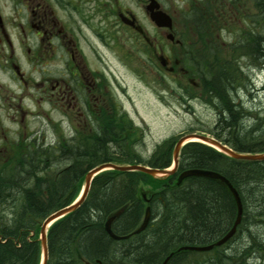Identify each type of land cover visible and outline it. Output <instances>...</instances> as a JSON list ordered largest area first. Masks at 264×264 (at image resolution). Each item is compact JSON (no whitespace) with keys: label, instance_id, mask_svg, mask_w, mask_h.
Segmentation results:
<instances>
[{"label":"trees","instance_id":"16d2710c","mask_svg":"<svg viewBox=\"0 0 264 264\" xmlns=\"http://www.w3.org/2000/svg\"><path fill=\"white\" fill-rule=\"evenodd\" d=\"M187 6L178 12L183 28L182 65L199 82L206 102L213 105L218 120L213 135L242 153L264 151V108L257 120L244 129L237 121L244 108L236 101L243 70L238 58L257 66L264 63V0H181ZM238 18L244 28H233L232 41L222 47L225 22ZM224 41V40H223ZM259 60V61H258ZM186 94L194 89L186 85ZM216 95L217 97H214ZM88 137H59L49 148L28 149L30 155H14L0 166V264H39V229L50 213L73 202L85 174L105 162L144 164L166 168L172 160L177 139L157 145L147 157L136 150L140 140L128 119L111 126L105 122ZM65 165L59 168L58 164ZM200 168L223 174L237 189L242 201V218L227 245L244 236L236 255L224 245L209 252L177 251L180 245L208 244L225 233L236 215L230 191L218 180L189 177L176 184L179 172ZM149 187L145 203L139 191ZM6 205V206H5ZM151 220L147 228L126 240H113L104 222L123 209L112 222L119 235L129 234L140 224L147 206ZM47 264H247L251 257L264 258V160L228 157L200 142L185 144L177 171L155 178L140 171L105 170L96 175L85 201L55 221L47 232ZM225 244V245H226Z\"/></svg>","mask_w":264,"mask_h":264},{"label":"flooded vegetation","instance_id":"af4514ba","mask_svg":"<svg viewBox=\"0 0 264 264\" xmlns=\"http://www.w3.org/2000/svg\"><path fill=\"white\" fill-rule=\"evenodd\" d=\"M156 1L170 14L163 0ZM149 2L0 0V113L12 110L0 116V166L14 155H30L28 149L55 146L59 139L46 140V127L29 131L33 111L21 95L10 92L11 84L32 88L31 101L49 113L47 128L60 127L66 138L86 141L105 122L115 126L130 119L117 67L145 86L154 73L160 86L167 73L175 74L183 80V93L191 83L199 89L193 97L201 98L198 80L180 67L184 41L175 18L170 14V30L156 26Z\"/></svg>","mask_w":264,"mask_h":264},{"label":"rangeland","instance_id":"374dc122","mask_svg":"<svg viewBox=\"0 0 264 264\" xmlns=\"http://www.w3.org/2000/svg\"><path fill=\"white\" fill-rule=\"evenodd\" d=\"M162 3L165 9L175 18L177 27L180 29L182 25L177 12L179 8L185 9L187 4L180 0H163ZM137 11L139 12V8H137ZM177 27L176 30H178ZM244 27V24L238 18L225 22L224 29L221 32V37L224 40H221V46L225 47L235 37V33L231 34L233 28L240 29ZM263 64L256 67L247 58L241 56L238 58V65L242 68L244 77L242 81H239L236 87L237 93L234 97L244 109L255 111L264 107V90H260L262 84H264ZM116 72L120 75L122 87L124 86V91L121 90V94H123L121 98L136 129L133 138H139L140 140L136 150L142 157L149 156L157 145L165 139L177 136L180 133L192 131L209 133L215 129L219 111L201 98H190L188 94L183 93L180 89L183 80L180 78L177 81L178 76H175V74L167 73L163 77L164 84L160 86L155 82L156 74L154 73L152 78H148L149 85L145 86L129 76L122 67H117ZM9 87L10 92L13 91L15 94L21 95L23 104L33 111L32 117L28 118L29 131H38V129L41 131L46 127L45 131L48 138L46 140L54 141L62 136L60 127H56L55 131L50 127L47 128V125H50L47 117L49 113L44 108L35 106L31 101L32 88H17L14 84ZM182 93L184 94L183 98L180 96ZM7 113L11 114L12 110L3 111L0 116L4 118ZM53 117L56 119L58 116L53 115ZM260 117H263L262 113H260ZM54 118L51 117V119ZM41 132H38L36 136L40 138ZM209 134L213 136L211 133ZM64 165L63 161L58 164L59 168ZM79 188L81 189V184ZM148 190L149 187L142 185L139 193L140 195H147ZM3 206L0 203V211L3 208L8 209ZM245 240L246 238L243 235L239 236L231 241L228 247H225V251L236 255L238 251L234 249H240ZM247 264H264V259L253 256L247 261Z\"/></svg>","mask_w":264,"mask_h":264},{"label":"water","instance_id":"95a60500","mask_svg":"<svg viewBox=\"0 0 264 264\" xmlns=\"http://www.w3.org/2000/svg\"><path fill=\"white\" fill-rule=\"evenodd\" d=\"M150 1L151 2L147 5V10L149 12L150 19L159 27L171 28L172 27L171 17L167 13L157 8L158 3L155 0H150ZM169 36L171 37V35ZM161 62L162 64H165L164 59H162ZM195 139H198L200 140V142L213 146L214 148H216L217 150H219L220 152L226 154L227 156L231 158L257 160V161L264 160V152L253 153V154L240 153V152L233 150L232 148H230L229 146H227L226 144L222 143L221 141L217 140L214 137L205 135L203 133L191 132V133L181 134L179 138L177 139L173 147V151H172V163L170 167L168 168H154L148 165L137 164V163L116 164L112 162H105L97 166H94L85 174L83 188H82L80 195L77 197V199L70 205H67L61 209H58L50 213L42 221L40 225L39 238H38L40 242V249H41L40 264H46L47 259H48V244H47L48 227L58 218L73 211L85 200L88 194L91 182L98 173L102 172L103 170L114 169V170H119V171H140V172H143L155 178H161V177L168 176L170 174H173L177 170L180 148L185 143L195 141ZM191 176L207 177V178L220 181L230 191L234 199L235 205H236L235 219L231 227L225 232V234L218 241L214 243H210V244H203V245L186 244V245L179 246L177 249V251H181V250L197 251V252L209 251L213 247L220 246L223 243L227 242L236 233L237 227L240 224L241 218H242V212H243L242 201H241L238 191L235 189L232 183L224 175H222L221 173L217 171L208 170V169H200V168L185 169L179 173L176 183L179 184L184 178L191 177ZM120 211H117L116 213L108 217V219L106 220L104 224L106 233L114 240H121V239H126L129 237V235H118L114 233L113 230L111 229V223L113 219L120 213ZM149 218H150V209L149 207H147L144 218L141 224L138 226V228L134 230V233H140L141 231H143L149 222ZM172 255H173V252H171L168 256H166L161 264H167L168 260L170 259ZM85 264H92V263L85 262Z\"/></svg>","mask_w":264,"mask_h":264},{"label":"bare ground","instance_id":"6f19581e","mask_svg":"<svg viewBox=\"0 0 264 264\" xmlns=\"http://www.w3.org/2000/svg\"><path fill=\"white\" fill-rule=\"evenodd\" d=\"M259 61V60H258ZM264 65V64H263ZM258 66H261L260 65V63L256 66V67H258ZM232 93V95H235L236 93L234 92V91H232L231 92ZM214 97H217L216 95H214ZM264 108V107H263ZM258 109H260V108H258ZM219 111V110H218ZM261 111L260 110H255V111H252V110H248V109H244L243 110V113H241V114H239V116H238V118H237V121L238 122H240V125H238V126H236V130L237 129H239V130H241V129H244V128H246V127H248L249 125H250V123H253L252 121H254V120H257V117L256 116H258L259 115V113H260ZM257 114V115H256ZM256 115V116H255ZM264 115V113L262 114V116ZM259 117H260V115H259ZM62 130V133H61V135L63 136V137H65L66 135H67V132L65 131V129H61ZM225 233H223L222 235H220V236H218V237H216L214 240H213V242H211V243H214V242H216V241H218L223 235H224ZM119 235V234H118ZM121 240H126V239H121ZM118 241H120V240H118ZM227 242H225V243H223L222 245H220V246H215V247H221V246H225V247H228V245L226 244ZM208 244H210V243H208ZM226 244V245H225ZM215 247H213L212 248V250L215 248ZM225 247H224V250H225ZM169 255V254H168ZM168 255H166V256H168ZM165 256V257H166ZM165 259V258H164ZM163 259V260H164ZM264 259V258H263ZM85 262H90V261H88V260H84ZM100 262V260H97L96 262ZM91 263V262H90Z\"/></svg>","mask_w":264,"mask_h":264}]
</instances>
